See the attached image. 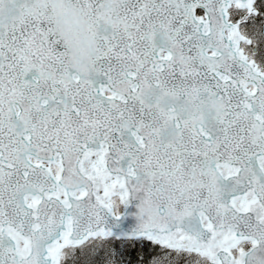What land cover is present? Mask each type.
<instances>
[{"label": "snow or ice", "instance_id": "1", "mask_svg": "<svg viewBox=\"0 0 264 264\" xmlns=\"http://www.w3.org/2000/svg\"><path fill=\"white\" fill-rule=\"evenodd\" d=\"M0 264H264V0H0Z\"/></svg>", "mask_w": 264, "mask_h": 264}]
</instances>
